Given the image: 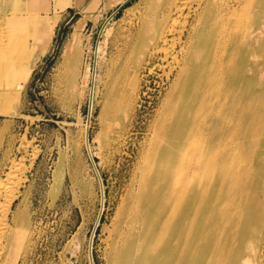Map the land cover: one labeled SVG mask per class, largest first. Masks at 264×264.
I'll list each match as a JSON object with an SVG mask.
<instances>
[{
  "label": "bare ground",
  "instance_id": "bare-ground-1",
  "mask_svg": "<svg viewBox=\"0 0 264 264\" xmlns=\"http://www.w3.org/2000/svg\"><path fill=\"white\" fill-rule=\"evenodd\" d=\"M128 1L113 0L102 22L106 35L108 20ZM54 5L0 0L3 113L17 92L2 79L18 85L28 77L54 31ZM131 10L112 37L122 58L107 107L109 127L118 124L109 138L116 147L136 135L134 64L161 52L170 84L113 219L109 264H264V0H138ZM99 50L98 40L95 65ZM84 141L90 150L87 130ZM20 171L14 162L0 176V264H17L29 240L27 216L21 202L14 205L26 179ZM91 247L90 240L94 264Z\"/></svg>",
  "mask_w": 264,
  "mask_h": 264
},
{
  "label": "rangeland",
  "instance_id": "rangeland-1",
  "mask_svg": "<svg viewBox=\"0 0 264 264\" xmlns=\"http://www.w3.org/2000/svg\"><path fill=\"white\" fill-rule=\"evenodd\" d=\"M56 1L54 31L28 77L18 85L2 79L5 90L17 92V100L10 113H3L5 100L0 98V176L5 178L14 162L26 176L21 186L24 198L22 193L14 205L21 202L29 240L17 264H92L90 240L93 263L109 264L113 219L144 133L169 87L168 65L161 52L134 64V69L139 67L133 110L136 135L122 149L116 147L109 138L118 124L114 121L109 127L108 108L114 66L122 58L112 37L125 29L138 0H129L110 17L108 35L102 32V22L113 0L93 6L89 0H66L63 5ZM51 15L52 11L48 18ZM86 130L90 150L84 141ZM11 185L9 181L7 187Z\"/></svg>",
  "mask_w": 264,
  "mask_h": 264
}]
</instances>
